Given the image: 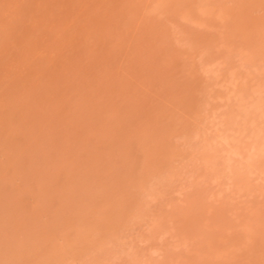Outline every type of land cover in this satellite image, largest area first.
<instances>
[{"label":"rangeland","instance_id":"obj_1","mask_svg":"<svg viewBox=\"0 0 264 264\" xmlns=\"http://www.w3.org/2000/svg\"><path fill=\"white\" fill-rule=\"evenodd\" d=\"M0 264H264V0H0Z\"/></svg>","mask_w":264,"mask_h":264}]
</instances>
